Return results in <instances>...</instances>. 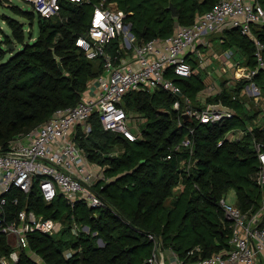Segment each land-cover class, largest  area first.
<instances>
[{"label":"trees","instance_id":"trees-1","mask_svg":"<svg viewBox=\"0 0 264 264\" xmlns=\"http://www.w3.org/2000/svg\"><path fill=\"white\" fill-rule=\"evenodd\" d=\"M99 1L61 0L60 14L52 17L41 15L33 7L26 9L14 4V12L25 14L32 19L31 23L37 17V37L32 31L27 37L26 23L15 15H6L11 32L0 39V150L9 149L15 137L35 129L57 108L77 104L90 82L103 73L104 58H89L77 43L90 29ZM106 1L116 2L126 11L131 30L137 42L142 43L173 35L179 25L192 24L198 14L211 9L219 0ZM171 3L177 9L176 16ZM255 32L264 41V27L255 28ZM219 34L212 36L216 41L214 47L230 48L233 57L236 52L237 61L257 64L256 45L240 28H226ZM118 43L116 39L109 47L114 54ZM187 59L196 69L194 73L190 77H174L185 95L200 108L222 100L236 109L233 117L217 123L185 118L181 109L174 107V94L162 87L133 90L124 96L123 105L128 112L139 111L147 117V122L140 124L143 137L135 141L105 130L99 115H93V130L89 134L80 130L76 140L91 160L106 167L108 179L97 185L106 204L97 208L96 213V208L87 209L84 201L75 206L65 201L71 210L66 218H61L55 208L57 201L63 200L61 195L45 203L37 185L28 194L14 190L20 199L16 203L10 195L9 217L28 206L44 216L63 219L65 227L59 234L35 231L29 235L30 249L42 258L41 262L35 254L23 250L19 260L12 264H147L153 248L149 232L159 235L165 245L182 256L201 245L202 250L193 258L210 256L230 246L231 229L219 198L234 188L236 203L244 210H256L264 200V184L256 181L260 161L253 141V133L264 140V123H255L264 102V68L257 75L263 98L248 109L242 100L233 97L241 87H225L220 94L201 100L198 93L206 86L205 75L196 57L189 55ZM220 80L225 85L226 78L220 76ZM236 121L243 123L242 128L252 123L253 131L235 140L227 138L228 129ZM188 134L194 140V152L185 146L175 149ZM169 154L171 158L167 157ZM190 159H196V165L188 169ZM178 185L181 186L176 188ZM178 190L181 191L176 194ZM185 197L186 217L182 226L190 221L197 230L194 242L188 246L180 245L175 238L177 233L169 231L171 215ZM75 220L89 225L90 231L74 234L71 227ZM99 237H103L105 245L99 244ZM12 250L7 235L0 233V256L9 255ZM69 250L73 255L68 257Z\"/></svg>","mask_w":264,"mask_h":264},{"label":"built area","instance_id":"built-area-1","mask_svg":"<svg viewBox=\"0 0 264 264\" xmlns=\"http://www.w3.org/2000/svg\"><path fill=\"white\" fill-rule=\"evenodd\" d=\"M25 1L46 17L59 15L61 11V0ZM126 17V11L116 2L101 0L96 3L90 29L77 39V43L89 58H104L103 73L95 78L93 85L77 104L57 108L48 120L35 129L15 137L9 149L0 150V233L7 235L13 247L9 255L0 256L1 264H12L19 260L23 250L35 254L30 249L29 235L32 232L53 235L59 234L65 227L62 219L44 216L28 206L20 209L14 217H9L10 195L16 203L20 199L14 190L28 194L37 185L45 203H51L61 195L72 206L78 201L96 208L106 204L97 190V185L108 179L106 167L91 160L76 136L80 130L83 134L93 130L92 117L97 114L105 130L119 132L132 141L143 137L141 126L135 124L137 117H132L123 105L128 92L162 87L174 94V107L181 109L185 118L217 123L233 117L235 113L232 111L210 109L211 103L204 108L195 106L174 78L190 77L194 73V66L187 59L189 55L194 57L196 54L201 66L210 64L212 53H208L207 58L197 46L202 42L205 46L209 45V49L212 48V42L205 40V36L238 27L254 41L257 48L255 66L234 61L233 75L226 79L225 85L219 81L211 82L208 94H220L225 87H241L240 91L233 94L235 99L242 100L248 109H252L253 104L261 103L263 91L257 75L264 68V41L255 32V28L264 27V4L261 0H219L211 9L198 14L192 24L179 25L173 35L155 37L142 43L137 42ZM116 39L119 40V47L114 54L109 47ZM129 50L134 52L131 57ZM232 55V49L220 54L223 71H228L226 59ZM183 100L185 105L182 107ZM261 104L259 116H264V102ZM239 130L242 132L241 138L253 131V124L249 123L246 128ZM190 131L193 132L194 128L191 127ZM235 133L234 130L226 137L235 140L231 136ZM253 135L260 161L256 181L263 185L264 140L258 139L255 133ZM184 146L190 147L191 153L194 152V140L189 134L175 149L180 150ZM171 156L169 154L167 157ZM191 162L190 159L188 169L191 168ZM218 201L231 229L228 248L210 256L193 258L202 250L201 245H198L182 256L173 247L165 245L159 235L149 232L153 248L147 264H264V200L256 210H244L236 202L228 201L226 195ZM71 230L78 235L81 231L89 232L90 226L75 220ZM66 255H73V251H68ZM35 257L39 258L37 255Z\"/></svg>","mask_w":264,"mask_h":264},{"label":"rangeland","instance_id":"rangeland-1","mask_svg":"<svg viewBox=\"0 0 264 264\" xmlns=\"http://www.w3.org/2000/svg\"><path fill=\"white\" fill-rule=\"evenodd\" d=\"M264 4V0H261ZM14 4H17L23 8L26 9H32V4L25 1V0H4L2 3L0 2V39L3 38L4 34L6 32H11L10 26L7 22V20L5 19L6 15H15L16 17H18L20 20H22L24 23H26L25 29L27 33V37H29V32L32 31V34L34 35V37H37L38 35V24H37V17H35V19L33 20V23H31L30 18L26 17L25 14L23 13H19L16 14L14 12ZM60 18V17H58ZM30 38V37H29ZM215 50H219V48L215 47ZM131 54V50H129V53ZM196 70V69H195ZM198 71V70H197ZM206 71V73H205ZM205 71L203 70V74L205 75V83L206 86L198 93V96L200 94V96L208 97V71L207 69H205ZM211 71V70H209ZM216 78V77H214ZM130 114L132 117H137L135 119V124L136 126H139L140 124H145L147 122V117L145 116H141V113L139 111H135V110H131ZM255 123H264V118L263 116H258L257 119L255 120ZM244 125L243 123H241L240 121H236L235 123H233L230 128L228 129V133L234 131L235 130V134L231 135L233 137V139H238L241 135L242 132L241 130H239L240 128H242ZM239 130V131H238ZM239 132V133H238ZM185 134H187V132H185ZM196 159L192 160L191 162V167H194L196 164ZM181 190H178L176 194H178ZM227 200L230 202H236V198H237V191L234 188H231L228 193L226 194ZM174 197H171L168 202L170 203L172 199H174ZM63 200L56 203L55 208L58 209V214L61 218H66L67 214L69 213V211L71 210V206L66 203L67 201L62 198ZM187 198L185 197V199L182 200V202L178 203V207L174 209L172 215H171V220L169 222V231L173 232L175 231V233H177L175 235V238L177 240V242L180 245H184V246H188L189 244H192L195 240V236L197 235V230L196 227L192 225V223H188V225H184L182 226V220L183 218L186 217L185 214V209H186V203H187ZM66 201V202H65ZM90 207L89 204L86 205V208L88 209ZM99 212V209L96 208V213ZM63 220V219H62ZM64 222V221H63ZM67 236V234L65 235ZM12 242L15 243V240H12ZM98 242L99 244L105 245V241L103 239V237H99L98 238ZM38 260L41 262V259L38 258Z\"/></svg>","mask_w":264,"mask_h":264},{"label":"crops","instance_id":"crops-1","mask_svg":"<svg viewBox=\"0 0 264 264\" xmlns=\"http://www.w3.org/2000/svg\"><path fill=\"white\" fill-rule=\"evenodd\" d=\"M225 29H223V30H221V31H217V32H214V33H210L209 35H207V36H205V40H210L211 42H212V48H210L209 49V51H208V46H205L202 42H200L197 46H198V48H200L201 50H203L204 51V53H205V56H207V58H208V53H212L211 55H210V64H208V65H205V66H201L200 65V68H202V70H204V69H207V71H208V82H213V81H219V83H221L220 81V76H222V77H225L226 79L228 78V77H231L232 75H233V73H234V71H235V67H234V61H237L236 60V52H235V54H234V56L235 57H233V55H232V57L231 58H228V59H226V62H227V65H228V71L226 72V71H223L221 68H222V66H223V63H222V61H220V54L222 55L223 53H224V51H226V50H222V49H219V50H215V47H214V44L216 45V41L215 40H213V38H212V36H213V34H219V35H222L221 33L224 31ZM218 40V39H217ZM230 48H228L227 50H229ZM128 53H129V51H128ZM133 53L134 52H132V50H131V54H129V56L131 57V56H133ZM196 56V54H194V57ZM209 70H211V71H209ZM205 71V70H204ZM205 73H206V71H205ZM214 77H216V78H214ZM94 80L95 79H93L91 82H90V84H89V88L87 89V91L90 89V87H91V85H93V82H94ZM86 91V92H87ZM211 95H216V93H213V94H211ZM211 95H209L208 94V97L209 96H211ZM206 97V96H205ZM205 97H202V96H200V94H199V98L201 99V100H204L205 99ZM212 103H215V102H212ZM142 116V115H141ZM256 120V119H255ZM70 251V250H69ZM68 252V251H67ZM40 258V257H39Z\"/></svg>","mask_w":264,"mask_h":264},{"label":"water","instance_id":"water-1","mask_svg":"<svg viewBox=\"0 0 264 264\" xmlns=\"http://www.w3.org/2000/svg\"><path fill=\"white\" fill-rule=\"evenodd\" d=\"M170 8L172 9L173 15L176 16L177 15V9L173 3H171ZM85 34H87V33H85ZM58 60H59V65H60L61 69L64 70L65 68H64V65H63L61 59L58 58ZM209 108L214 110V111H223L224 110V111H232L234 113L236 112V109L234 107L225 104L222 100L215 102V103H211L209 105ZM92 208H96V207H92ZM129 223L131 225H133L131 222H129ZM82 255H84V253H82Z\"/></svg>","mask_w":264,"mask_h":264}]
</instances>
